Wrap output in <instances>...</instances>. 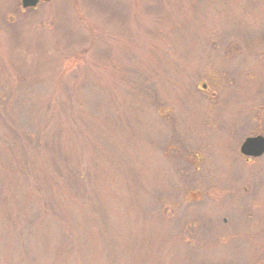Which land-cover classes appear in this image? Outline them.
Masks as SVG:
<instances>
[{
  "label": "rangeland",
  "instance_id": "374dc122",
  "mask_svg": "<svg viewBox=\"0 0 264 264\" xmlns=\"http://www.w3.org/2000/svg\"><path fill=\"white\" fill-rule=\"evenodd\" d=\"M264 0H0V264H264Z\"/></svg>",
  "mask_w": 264,
  "mask_h": 264
},
{
  "label": "water",
  "instance_id": "95a60500",
  "mask_svg": "<svg viewBox=\"0 0 264 264\" xmlns=\"http://www.w3.org/2000/svg\"><path fill=\"white\" fill-rule=\"evenodd\" d=\"M38 0H21V6L35 7ZM239 151L242 155L247 157H259L264 153V136L256 135L249 136L241 143Z\"/></svg>",
  "mask_w": 264,
  "mask_h": 264
}]
</instances>
